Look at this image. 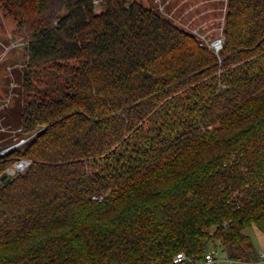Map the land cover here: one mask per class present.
Segmentation results:
<instances>
[{"label":"trees","instance_id":"16d2710c","mask_svg":"<svg viewBox=\"0 0 264 264\" xmlns=\"http://www.w3.org/2000/svg\"><path fill=\"white\" fill-rule=\"evenodd\" d=\"M0 9L23 40L0 264H197L211 245L260 260L264 0H226L217 53L139 0Z\"/></svg>","mask_w":264,"mask_h":264},{"label":"rangeland","instance_id":"374dc122","mask_svg":"<svg viewBox=\"0 0 264 264\" xmlns=\"http://www.w3.org/2000/svg\"><path fill=\"white\" fill-rule=\"evenodd\" d=\"M139 1L152 7L159 14L187 31L195 33L200 41L206 45L222 34L226 0ZM14 24L13 18L4 14L0 9V148L11 143H13L11 147L20 148L23 145V140L20 139L23 135L19 131L22 107L21 65L23 40L13 38L11 31ZM19 162L9 166L6 172L13 175L23 171L26 165L21 168L18 165ZM16 164L18 169L15 168ZM245 232L252 238L258 251L261 252L257 228L251 226ZM210 248L215 249L220 256L224 255L217 245H211ZM222 264L228 263L223 262ZM231 264L248 263L232 261Z\"/></svg>","mask_w":264,"mask_h":264},{"label":"built area","instance_id":"2783aa9c","mask_svg":"<svg viewBox=\"0 0 264 264\" xmlns=\"http://www.w3.org/2000/svg\"><path fill=\"white\" fill-rule=\"evenodd\" d=\"M202 43L203 42H201V44ZM208 46L211 47L213 51L217 53L222 48V36L220 35L215 39H213L208 44ZM188 260L189 258L186 256L184 252H178L177 254L174 255L172 262L174 264H180ZM223 262L231 264L232 261L228 259L225 255L220 256L215 249L212 250L211 248H209L204 253L203 258L197 264H222ZM248 264H264V260H259L257 262H250Z\"/></svg>","mask_w":264,"mask_h":264},{"label":"crops","instance_id":"0c3cea01","mask_svg":"<svg viewBox=\"0 0 264 264\" xmlns=\"http://www.w3.org/2000/svg\"><path fill=\"white\" fill-rule=\"evenodd\" d=\"M4 142V141H3ZM256 228V227H255ZM258 230V229H257ZM259 231V230H258ZM258 241H259V244H260V247H261V252L260 253V260H264V233L260 232L259 231V234H258ZM224 254V253H223ZM224 256V255H223Z\"/></svg>","mask_w":264,"mask_h":264},{"label":"water","instance_id":"95a60500","mask_svg":"<svg viewBox=\"0 0 264 264\" xmlns=\"http://www.w3.org/2000/svg\"><path fill=\"white\" fill-rule=\"evenodd\" d=\"M19 164H22V165L24 166V165L27 164V161L22 160V161H20V162L18 163V165H19ZM18 165H17V164L15 165V168H16V169H18ZM19 169H20V168H19ZM7 174H8V172H5V174H3V176H6Z\"/></svg>","mask_w":264,"mask_h":264},{"label":"bare ground","instance_id":"6f19581e","mask_svg":"<svg viewBox=\"0 0 264 264\" xmlns=\"http://www.w3.org/2000/svg\"><path fill=\"white\" fill-rule=\"evenodd\" d=\"M19 167H21V168H22V167H23V165H22V164H19Z\"/></svg>","mask_w":264,"mask_h":264}]
</instances>
